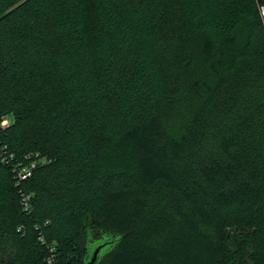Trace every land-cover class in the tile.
<instances>
[{"label":"trees","instance_id":"16d2710c","mask_svg":"<svg viewBox=\"0 0 264 264\" xmlns=\"http://www.w3.org/2000/svg\"><path fill=\"white\" fill-rule=\"evenodd\" d=\"M260 4L0 0V264H264Z\"/></svg>","mask_w":264,"mask_h":264},{"label":"built area","instance_id":"2783aa9c","mask_svg":"<svg viewBox=\"0 0 264 264\" xmlns=\"http://www.w3.org/2000/svg\"><path fill=\"white\" fill-rule=\"evenodd\" d=\"M259 12L262 17V20H264V4L259 5ZM10 123V119L8 117H4L0 120V127L4 128ZM13 153L8 152L6 150L5 146L0 147V159L3 161H7L12 159ZM36 166L35 161H29L26 163H16L13 167V171L15 172V178H16V185L20 184L25 179L32 176L33 170ZM21 205L23 207V210L26 212H31L32 210V201H31V195L28 193H21ZM20 229V227H19ZM49 255L46 258L45 264H56L55 262V248L53 246H49L48 248Z\"/></svg>","mask_w":264,"mask_h":264},{"label":"water","instance_id":"95a60500","mask_svg":"<svg viewBox=\"0 0 264 264\" xmlns=\"http://www.w3.org/2000/svg\"><path fill=\"white\" fill-rule=\"evenodd\" d=\"M82 237L84 241L85 256L82 264H99L100 259L104 253L112 248L119 237L104 238L93 242L89 241L87 220L83 222Z\"/></svg>","mask_w":264,"mask_h":264}]
</instances>
